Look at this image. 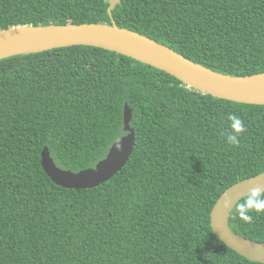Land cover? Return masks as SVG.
<instances>
[{
	"label": "trees",
	"instance_id": "trees-1",
	"mask_svg": "<svg viewBox=\"0 0 264 264\" xmlns=\"http://www.w3.org/2000/svg\"><path fill=\"white\" fill-rule=\"evenodd\" d=\"M0 0V30L112 23L216 72L264 73V0ZM129 162L93 189H65L41 167L95 168L128 133ZM243 121L238 144L229 115ZM264 174V105L223 101L115 52L58 48L0 60V264H257L213 233L230 188ZM242 200L239 204L243 203ZM230 227L264 244V214Z\"/></svg>",
	"mask_w": 264,
	"mask_h": 264
},
{
	"label": "water",
	"instance_id": "water-1",
	"mask_svg": "<svg viewBox=\"0 0 264 264\" xmlns=\"http://www.w3.org/2000/svg\"><path fill=\"white\" fill-rule=\"evenodd\" d=\"M112 16L121 0H105ZM72 46H89L115 52L138 62L159 68L192 90L213 98L249 105H264V73L239 77L216 72L197 63L172 47L138 31L112 23L56 24L21 26L0 30V60L17 55L42 53ZM132 110H124V130L128 134L116 142L107 157L95 168L79 173L58 167L47 148L41 152V167L49 178L65 189H93L111 180L127 165L135 148L136 134L131 128ZM264 193V174L239 183L227 190L213 209L211 222L214 235L242 258L264 264V244L235 234L230 218L239 203L254 190Z\"/></svg>",
	"mask_w": 264,
	"mask_h": 264
},
{
	"label": "clouds",
	"instance_id": "clouds-1",
	"mask_svg": "<svg viewBox=\"0 0 264 264\" xmlns=\"http://www.w3.org/2000/svg\"><path fill=\"white\" fill-rule=\"evenodd\" d=\"M228 119L233 134L227 135V141L232 145H237L238 135L245 130L243 121L239 119V117L231 114L228 116ZM237 212L240 219L246 223H251L252 216L250 213L255 212L257 214H264V193L259 189L254 190L243 203L237 206Z\"/></svg>",
	"mask_w": 264,
	"mask_h": 264
}]
</instances>
